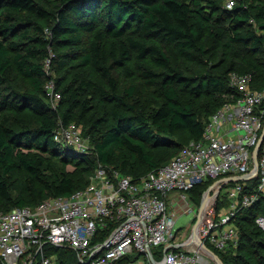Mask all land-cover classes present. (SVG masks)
<instances>
[{
	"label": "trees",
	"instance_id": "trees-1",
	"mask_svg": "<svg viewBox=\"0 0 264 264\" xmlns=\"http://www.w3.org/2000/svg\"><path fill=\"white\" fill-rule=\"evenodd\" d=\"M225 1L0 0V211L69 195L88 184L99 164L143 176L202 137L208 118L235 97L230 73L250 74L253 88H264V0H236L232 9L225 8ZM210 40L220 43L217 50L206 48ZM167 46L182 61L219 57V73L194 81L167 53ZM133 57L149 61L142 75L159 90V104L148 114L117 92L113 72ZM51 72L73 75L69 84L57 79L54 87L61 99L55 108L45 93ZM92 72L106 82L103 92L111 106L109 120L93 123L94 148L88 154L54 141L53 133L58 123L76 124L71 119L76 109L88 108L79 98L90 86ZM124 72L133 75L126 66ZM127 88L133 98V87ZM179 133L189 140L177 141ZM31 148L73 161L89 175L87 181L63 173L45 179V160L24 150ZM17 170L25 171V196L14 200L8 177ZM206 186L191 193L199 199ZM251 212L238 217L236 246L215 251L222 264H264L258 252L264 250V240H259L264 232L249 218ZM45 253L76 260L64 247L47 246Z\"/></svg>",
	"mask_w": 264,
	"mask_h": 264
},
{
	"label": "built area",
	"instance_id": "built-area-1",
	"mask_svg": "<svg viewBox=\"0 0 264 264\" xmlns=\"http://www.w3.org/2000/svg\"><path fill=\"white\" fill-rule=\"evenodd\" d=\"M235 3L226 0L225 8ZM229 80L235 97L166 164L137 178L99 164L69 195L0 212V264H134L141 257L140 264H222L215 251L236 246L242 212L252 210L249 218L264 232V88H253L250 74L230 73ZM45 93L55 108L61 93L52 81ZM53 139L88 151L75 123H58ZM206 183L198 204L186 196ZM175 191L181 206L169 197ZM183 213L193 220L177 237ZM47 246L68 248L76 260L46 254Z\"/></svg>",
	"mask_w": 264,
	"mask_h": 264
},
{
	"label": "rangeland",
	"instance_id": "rangeland-1",
	"mask_svg": "<svg viewBox=\"0 0 264 264\" xmlns=\"http://www.w3.org/2000/svg\"><path fill=\"white\" fill-rule=\"evenodd\" d=\"M86 38H89V34H86ZM220 43L214 41H207L206 48L214 47V50L219 48ZM165 50L169 55H171L172 59L176 62H179L184 68L185 73L189 74L193 77V80H202L208 73H212L213 75H217L219 73L220 68L216 67L218 64L219 57H211L207 59L206 57L196 56L192 61L187 60H178V58L174 54V50L171 46L165 47ZM218 61V62H217ZM149 64L148 60L139 61L134 57L125 63V66L133 71V75L130 77H126L124 72V67L117 68L113 72V76L118 81V94L123 95L127 102L133 104L138 112L143 114H148L159 104V90L156 85L149 84L146 79L143 77V70L144 67ZM243 71V70H242ZM230 75V74H229ZM51 81L55 85L57 79L61 82V85L69 84L73 82V75H70L65 72H51ZM78 78V77H76ZM90 80V86L84 89L83 94L80 96V103L85 104L88 106L87 109H83L82 107L76 109L72 115V121H75L76 124L79 126L82 137L86 141L88 145V154L93 153V141L91 135H94V126L93 123L99 119H106L109 120L110 118V103L107 101L103 90L107 88L106 82L100 78L96 72L91 73V77L88 78ZM228 79V83H229ZM76 84H74V87ZM127 86L133 87V98L128 96L129 89ZM51 105H55L52 98L49 99ZM65 108V105H62ZM189 140V136L186 133H179L177 135V141L186 143ZM30 155L40 156L45 160V167L43 169V175L45 179H53L59 173H63L66 176H71L74 179L82 178L83 184L87 181L88 176L83 172H80L79 166L73 164V161H60L56 158H52L49 154L39 151L37 149H24ZM158 155L164 156V152H157ZM162 159L160 162H163ZM24 178H25V171L17 170L11 173L8 177V180L11 184L10 192L11 196L14 200H17L21 197L25 196V185H24ZM179 191H175L169 195V197H177L180 201L179 206H181L184 201L182 198L179 197ZM186 196L190 198V200L196 201L194 193L185 192ZM45 195V193H44ZM45 196H43L44 198ZM178 210H182L179 209ZM0 212L4 213L3 210ZM193 220V213H183L175 222L174 231L182 234L189 224H192ZM259 240H264V236H261ZM258 252L264 256V250L258 249ZM253 260H259L258 257H255ZM252 260V261H253ZM143 261V258H139L137 262L134 264H140ZM251 261V262H252Z\"/></svg>",
	"mask_w": 264,
	"mask_h": 264
}]
</instances>
